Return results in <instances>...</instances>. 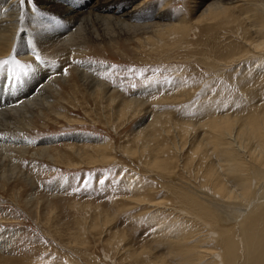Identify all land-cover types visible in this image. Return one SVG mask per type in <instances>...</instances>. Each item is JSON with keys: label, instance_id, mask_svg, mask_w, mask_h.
<instances>
[{"label": "rangeland", "instance_id": "rangeland-1", "mask_svg": "<svg viewBox=\"0 0 264 264\" xmlns=\"http://www.w3.org/2000/svg\"><path fill=\"white\" fill-rule=\"evenodd\" d=\"M152 1L159 8L166 2L171 13L188 22H193L204 6L200 4L204 0ZM256 1L262 8L264 0L248 1L249 6ZM235 14L241 18L245 15L241 10H235ZM242 20L221 27L197 26L180 47L166 54L152 50L150 45L143 46L137 37L118 38L116 43L105 45L93 42L86 45L83 53L74 56L75 63L94 65L98 72L88 69L99 74L111 90L117 89L122 99H116L114 107L105 99L107 91L91 94L83 89L75 90L73 81L77 77L61 56L43 60L39 55L34 61L20 62L30 65V69L39 62L42 67L51 65L60 73L67 70L72 85L60 82L61 98L53 97V108L61 113L60 117L54 111L38 116L29 129L15 136L39 142V146L51 145V150L60 157L68 153V146L82 147L88 143L75 135L88 136L92 142L94 138L110 140L117 146V156L110 163L80 166L47 157L22 158L20 168L28 173L30 180L23 176L0 181V264H143L142 261L162 258L168 264H182L176 262V250L169 246L170 242L177 239L184 225L197 229L199 222H204L187 213L179 199L183 185H197L200 180L195 161L190 169L183 166L189 160L190 146L205 133L201 123L212 114L242 115L263 102L264 77L259 66L252 60L249 62V56L235 62L224 60L232 52L229 50L235 53L243 50L244 37H257L256 33L251 34L254 31L250 23ZM3 60L9 63L0 66V72L6 74L0 75V105L18 88L16 82L9 80L20 79L14 78V73L23 72L20 67L17 71L10 57ZM248 83L257 86L258 94H250ZM131 98L145 103L140 113L123 121L118 106L121 100ZM159 114L170 117L178 125L188 122L195 125L186 134L184 154L174 161L171 172L157 169L149 161L157 142L151 138V129L143 126ZM140 132L145 133L140 137L143 145L137 141ZM170 134L174 141L173 133ZM44 140L52 141L47 144ZM177 140L180 146L185 143L181 137ZM163 142L164 138L159 139V143ZM34 145L32 149L37 148ZM125 146L139 147L140 152L127 154ZM206 149L207 162H217L216 153L210 147ZM2 154L0 158L7 164L11 158L6 155L11 154ZM220 224L235 225L227 217ZM81 226H86L83 231ZM201 229L202 233L210 232L205 226ZM198 236L197 231L193 239L200 240ZM193 239L191 245L201 244Z\"/></svg>", "mask_w": 264, "mask_h": 264}, {"label": "bare ground", "instance_id": "bare-ground-1", "mask_svg": "<svg viewBox=\"0 0 264 264\" xmlns=\"http://www.w3.org/2000/svg\"><path fill=\"white\" fill-rule=\"evenodd\" d=\"M248 1L254 0H204L200 2L201 7L204 5L201 13L193 22H188L171 13L166 2L159 8L158 3L152 0H61L57 3L54 0H0V60L10 57L20 63L23 60L34 61L39 55L43 56V60L61 56L72 66L71 70L77 77L73 76L76 78L73 81L75 90L83 89L84 93L91 94L107 91L105 99L113 106L116 99H122L117 94V89L111 90L103 83L99 74L88 69L91 67L95 71L94 65L75 63L74 56L83 53L86 45L91 42L103 45L114 43L118 38L137 37V41L143 46L150 45L152 50L166 54L169 50L180 47L197 26L221 27L228 23H242V19H246L250 23V29L254 31L251 34L256 33L257 37H244L241 43L243 50H239L241 55H238V50V53L229 50L228 52H232L224 60L235 62L249 56V62L252 60L259 66L264 77V2L260 8L257 1L251 3L252 7ZM197 7L199 9L200 5ZM235 10H241L244 17L235 14ZM70 59L74 62L70 63ZM13 64L18 71L17 65ZM16 74L18 75L14 78L19 76L20 79L8 80L16 82L18 88L12 97H7L9 100L4 105H0V157L2 153L11 154L6 155L11 158L7 164L0 158V181L23 176L30 180L28 173H24L19 165L22 158L30 155L55 161L60 159L69 166H80L83 163L106 164L116 159L117 146L110 140L94 138L93 143L88 136L75 135L76 139L88 143L82 147L68 146V153L62 155V161V156H56L51 145L42 143L44 146H39V142L15 136V133L29 129L38 116L44 117L50 111L55 112L53 97L57 98L63 93L60 82L69 83L70 79L69 72H57L51 65L42 67L39 62L33 69L28 68L27 75L19 71ZM0 75L4 74L0 72ZM248 84L250 94H258L257 86ZM261 93L263 102L258 107H251L242 115L230 112L212 114L201 123L205 130L202 135L205 141L200 136L201 139L190 146L189 160L183 166L184 169H190L195 161L200 180L197 185H183L179 199L185 204L187 213L194 214L195 218L204 222L197 221L200 223L197 229L184 225L177 239L170 242L169 246L176 250L174 257L177 263L264 264V86ZM143 103L145 102L140 103L138 98L121 100L118 109L122 120H129L138 111L140 113ZM55 113L58 117L61 116V113ZM164 117L160 114L153 116L143 127L151 129V138L157 142L156 149H152L154 155L149 161L155 168L171 172L174 161L184 154L188 140L186 134L195 125L191 122L178 125L170 117ZM171 132L174 141L170 136ZM143 135L145 133L142 132L137 135L138 143L142 142L140 137ZM178 137L185 142L183 146H180ZM161 138L165 142L159 143ZM51 141L44 143L49 144ZM145 144L147 149L149 142L146 141ZM32 145L37 148L32 149ZM207 147L216 153L217 162H207ZM123 148L131 155L140 152L139 147ZM15 157L17 159L14 160ZM223 217L232 219L235 225L221 226L220 220ZM202 226L209 228L210 232L202 233ZM85 227H82V231ZM186 228L191 229L185 230ZM197 231L200 240L193 239ZM191 239L201 244L191 245ZM212 242L215 244H211ZM142 263L168 264L165 258Z\"/></svg>", "mask_w": 264, "mask_h": 264}, {"label": "snow or ice", "instance_id": "snow-or-ice-1", "mask_svg": "<svg viewBox=\"0 0 264 264\" xmlns=\"http://www.w3.org/2000/svg\"><path fill=\"white\" fill-rule=\"evenodd\" d=\"M37 59H39V57H37ZM12 62L15 63L17 65V67H20L23 70V72H24L25 75L28 74V68L30 67V65H27V64L21 65L19 63V61H16V60H13ZM8 63H9L8 60L0 61V66L6 65ZM65 74H67V70H65ZM14 75H18V74L14 73Z\"/></svg>", "mask_w": 264, "mask_h": 264}]
</instances>
